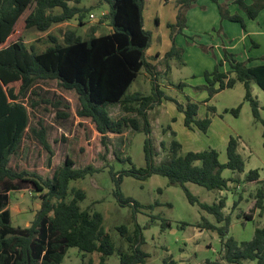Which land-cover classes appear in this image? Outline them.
Returning <instances> with one entry per match:
<instances>
[{
	"label": "rangeland",
	"instance_id": "obj_1",
	"mask_svg": "<svg viewBox=\"0 0 264 264\" xmlns=\"http://www.w3.org/2000/svg\"><path fill=\"white\" fill-rule=\"evenodd\" d=\"M218 2L225 5L231 14L241 15L245 28L240 22L223 18L218 3L213 0H197L187 10V23L183 32L175 36L176 45L182 51V64L178 58L167 61L164 58L173 45L168 23H175L177 20V0L145 1L144 27L152 35L146 56L156 65V83L166 95L182 103H187L188 99L197 102L200 106L198 116L204 118L209 115L212 122L207 133L198 129H187L183 113L178 111L173 101L166 98L149 110L148 116L157 153L154 157L156 165L169 155L173 138L168 129L169 125L177 132L176 137L183 144L182 152L214 148L222 163L227 161L229 139L232 136L238 138V152L244 160V170H223V177L233 179L226 189L210 190L192 182L186 183V187L201 202L212 204L225 197L224 213L231 217L227 236L243 242L253 239L257 227H264V201L262 207L256 206L258 193H264V91L257 83L252 82V94L259 103L260 115L256 118L251 102L245 99L246 89L242 82L238 81L233 88L216 93L209 101H206L208 93L205 90H196L195 87L204 83V72L214 69L225 50L229 51V45L242 47L246 44L244 52L254 58L251 64L261 62L264 57V9L256 19H251L237 3L230 0ZM71 4L86 8L84 24L80 23L77 15L70 20L53 24L47 31L27 29L24 32L27 45L34 44L37 51H43L53 44L50 35L63 42L70 30L76 31L83 38H88L93 28L97 35L112 31L110 18L107 16L110 11L107 0H80ZM54 12L58 13L60 9H55ZM249 31H253V34L242 38ZM256 41L257 46L253 44ZM236 55L238 59L246 60L242 58V54ZM153 82L154 77L142 69L128 93L142 91L150 94L153 91ZM181 82L186 85L178 88L177 84ZM57 96L64 97L70 104L69 109L65 105L60 107L61 110L70 111L68 119L58 118L56 108L42 101L44 98L55 101ZM20 101L28 108L30 129L26 130L20 149L12 156L10 165L13 168L37 172L44 178L54 177L57 169L68 157L75 161L77 168L88 164L99 168L97 172L84 178L72 180L70 192L73 188L85 191L86 198L80 202L81 207L92 206L104 215V228L117 248L128 247V242L118 227L125 225L127 234H134L140 226L143 237L141 248L149 254L146 262L141 264H208V260H218L221 264H237L224 258L225 248L218 231V227L224 223H218L215 216L203 209L199 202L192 203L184 187L171 184L168 177L152 174L142 179L124 175L121 183L123 195L134 199L141 206L136 209L131 204H121L115 195L116 185L111 172L119 173L133 166H147L144 149L147 135L143 129L127 128L123 133L109 132L107 144H104L102 134L96 129L92 119L77 114L81 108L78 93L61 87L54 79L36 81ZM32 101L39 103L33 107ZM209 106H213L215 110L208 111ZM238 107L239 114H234L231 110ZM108 110L113 118L126 114L120 104L109 105ZM129 115L139 117L135 112ZM42 125L47 129L46 139L52 153L42 146L32 132L33 127L40 129ZM162 141L166 143V148L162 146ZM116 153L120 158L116 157ZM251 170H258L259 181L247 179ZM8 192L13 225H30L40 208V197L31 185ZM147 205L151 207H146ZM245 214H252L253 218L249 219ZM205 220H209L217 228L205 227ZM100 256L98 252L84 256L77 247H70L61 264H87L90 258L93 264H101ZM119 263L118 250L108 256L105 262ZM242 263L257 264V261L243 259Z\"/></svg>",
	"mask_w": 264,
	"mask_h": 264
},
{
	"label": "trees",
	"instance_id": "obj_2",
	"mask_svg": "<svg viewBox=\"0 0 264 264\" xmlns=\"http://www.w3.org/2000/svg\"><path fill=\"white\" fill-rule=\"evenodd\" d=\"M107 1L110 4L107 16L111 21V32L97 35L93 28L90 36L83 38L76 31L70 30L63 42L50 35L53 44L43 51H37L34 44L29 46L25 41L24 32L27 29L47 31L53 24L70 20L77 15L80 23L84 24L86 8L71 4L80 0H0V264H61L70 247H77L84 256L100 253L101 264H105L108 256L116 250L120 256L119 264H141L149 257L141 248L143 237L140 226L134 234H127L125 225L118 227L126 238L128 247L117 248L104 228V215L92 206L81 207L80 202L86 198L85 191L73 188L70 192L72 180L84 178L97 172L99 168L92 164L77 168L75 161L68 157L54 177L44 178L37 172L10 165L12 156L20 149L26 130L30 128L29 111L20 98L29 93L36 81L50 79L57 80L61 87L78 93L81 108L77 114L92 119L96 129L102 134L104 144H107L109 132L123 133L127 128H132L143 129L146 133L144 149L147 166H133L119 173L111 172L116 185L115 195L121 204H131L136 209L141 206L134 199L123 195L121 183L124 175L142 179L152 174L166 176L171 184L184 187L192 203L199 202L203 209L215 216L218 223H224L218 227V231L227 261L243 264V259H250L256 260L257 264H264V227L256 228L253 239L238 242L234 237L227 236L231 217L224 213L226 198L221 197L212 204L201 202L186 187V183L192 182L210 190L226 189L233 179L223 177V170H244L245 163L238 152V138L232 136L229 139L227 161L222 163L214 148L182 152L183 146L176 137L177 132L169 125L173 138L168 158L155 164L154 157L157 153L151 137L153 130L148 111L161 103L162 99L166 98L176 104L178 111L184 113V125L189 129L198 128L207 133L212 120L209 115L204 118L198 116L200 106L197 102L188 99L187 103H182L166 95L156 83V65L146 56L152 38L151 32L144 27L146 0ZM196 1L177 0V20L168 24L173 45L164 56L166 61L178 58L184 63L175 36L183 32L187 23V10ZM213 1L218 3L223 18L240 22L245 28L241 15L231 14L219 0ZM230 1L237 3L251 19H256L264 9V0H251L250 3L246 0ZM56 8L60 12H54ZM253 44L257 45L256 42ZM253 60V57L240 60L236 53L225 50L224 58L213 70L204 72V83L195 89L207 91L206 101H209L216 93L233 88L240 81L246 89L245 99L251 102L253 114L259 118V103L252 94V82L257 83L264 91V57L257 64H251ZM226 61L231 67L227 71L222 69ZM168 68L170 69L169 66ZM142 69L154 77L152 93H128ZM185 85V82H181L177 87L183 88ZM42 101L56 108L58 118H69L70 111L60 108L62 105L70 108L64 97L57 96L55 101L44 98ZM31 103L36 107L39 102ZM112 104H120L126 114L113 118L108 110V106ZM214 110L213 106H209L208 111ZM231 111L239 114L240 107ZM132 112L139 117L130 116L129 113ZM32 132L42 146L52 153L46 139V127H33ZM162 146L166 148L164 141ZM116 157L120 158L117 153ZM127 159L131 160L130 157ZM259 177L258 170H251L247 179L259 181ZM25 185L33 187L41 199V205L30 225L14 226L8 191L25 188ZM263 201L264 193L260 191L256 206L262 207ZM245 217L250 219L253 215L245 214ZM204 225L217 228L209 220H205ZM207 263L221 264L218 260H208ZM87 264H93V260L90 258Z\"/></svg>",
	"mask_w": 264,
	"mask_h": 264
},
{
	"label": "crops",
	"instance_id": "obj_3",
	"mask_svg": "<svg viewBox=\"0 0 264 264\" xmlns=\"http://www.w3.org/2000/svg\"><path fill=\"white\" fill-rule=\"evenodd\" d=\"M57 9V8H56ZM175 22H176V20H175ZM172 23V22H171ZM174 23V22H173ZM169 24V23H168ZM248 34H253V31H249V32H245V34L243 35V37L242 38H246V36L248 35ZM256 43H257V45H258V41H256ZM257 45H255V46H257ZM246 44H244L242 47L241 46H237L236 44H233V45H229L228 46V48H229V51H231V52H234V53H238V54H242V58H245V59H247V58H249V57H253V56H250V55H248V53H245L246 52ZM245 51V52H244ZM160 54H162V53H160ZM163 56V55H162ZM223 57H224V54L222 55V57H221V59L220 60H222L223 59ZM219 60V61H220ZM231 67H230V64L226 61L225 63H224V65L222 66V69L223 70H229ZM207 92V91H206ZM180 112V111H179ZM182 113V112H181ZM183 115H184V113H183ZM186 127V126H185ZM187 128V127H186ZM210 128V127H209ZM30 129V128H29ZM187 129H189V128H187ZM196 129H198V128H194V129H189V130H196ZM198 130H200V129H198ZM201 131V130H200ZM182 146H183V144H182ZM183 148V147H182Z\"/></svg>",
	"mask_w": 264,
	"mask_h": 264
},
{
	"label": "built area",
	"instance_id": "obj_4",
	"mask_svg": "<svg viewBox=\"0 0 264 264\" xmlns=\"http://www.w3.org/2000/svg\"><path fill=\"white\" fill-rule=\"evenodd\" d=\"M91 16H93V14Z\"/></svg>",
	"mask_w": 264,
	"mask_h": 264
}]
</instances>
